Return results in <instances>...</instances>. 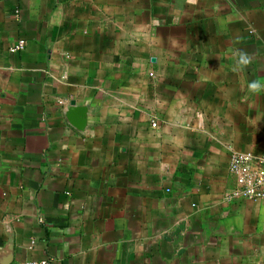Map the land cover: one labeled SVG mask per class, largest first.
Masks as SVG:
<instances>
[{
  "label": "crops",
  "instance_id": "obj_1",
  "mask_svg": "<svg viewBox=\"0 0 264 264\" xmlns=\"http://www.w3.org/2000/svg\"><path fill=\"white\" fill-rule=\"evenodd\" d=\"M253 80L264 0H0V264H264Z\"/></svg>",
  "mask_w": 264,
  "mask_h": 264
},
{
  "label": "built area",
  "instance_id": "obj_2",
  "mask_svg": "<svg viewBox=\"0 0 264 264\" xmlns=\"http://www.w3.org/2000/svg\"><path fill=\"white\" fill-rule=\"evenodd\" d=\"M25 47V41L18 40L10 46L9 52L19 53ZM149 76H152V74H149ZM229 173L235 178L236 188L225 195L226 201L234 199H244L252 202L264 200V152L259 156L249 152H233L230 156ZM14 264L50 263L47 260H41Z\"/></svg>",
  "mask_w": 264,
  "mask_h": 264
},
{
  "label": "water",
  "instance_id": "obj_3",
  "mask_svg": "<svg viewBox=\"0 0 264 264\" xmlns=\"http://www.w3.org/2000/svg\"><path fill=\"white\" fill-rule=\"evenodd\" d=\"M65 117L71 126L81 131L85 126L86 109L75 107V103L71 101L66 109ZM182 230L183 224H181L170 236H175L180 240V232Z\"/></svg>",
  "mask_w": 264,
  "mask_h": 264
},
{
  "label": "clouds",
  "instance_id": "obj_4",
  "mask_svg": "<svg viewBox=\"0 0 264 264\" xmlns=\"http://www.w3.org/2000/svg\"><path fill=\"white\" fill-rule=\"evenodd\" d=\"M195 2V0H193ZM238 63L241 67H246L252 62V57L246 52H238ZM248 89L253 94H259L264 91V84L258 80H253L248 84Z\"/></svg>",
  "mask_w": 264,
  "mask_h": 264
}]
</instances>
